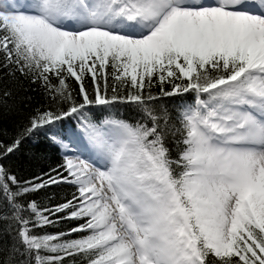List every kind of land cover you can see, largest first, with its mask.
<instances>
[{
  "label": "snow or ice",
  "instance_id": "snow-or-ice-1",
  "mask_svg": "<svg viewBox=\"0 0 264 264\" xmlns=\"http://www.w3.org/2000/svg\"><path fill=\"white\" fill-rule=\"evenodd\" d=\"M5 77L47 104L0 143V264H264V0H0ZM41 130L63 163L24 180L2 161Z\"/></svg>",
  "mask_w": 264,
  "mask_h": 264
},
{
  "label": "trees",
  "instance_id": "trees-1",
  "mask_svg": "<svg viewBox=\"0 0 264 264\" xmlns=\"http://www.w3.org/2000/svg\"><path fill=\"white\" fill-rule=\"evenodd\" d=\"M19 76V73H17ZM76 99L80 96L78 84L74 80H69ZM91 81H88V88L91 90ZM0 88H11L13 91V98L10 99L6 106L0 107V143L5 145L10 144L17 136L18 132L22 130L27 124L29 117L33 114V110L37 107L47 104V100L43 95L42 90L36 84H30L29 81L20 77L19 81L10 83L9 79L5 77L0 82ZM159 89H156L158 91ZM186 100L191 102L193 97L186 95ZM180 97L166 98V103L170 108L180 103ZM89 112L93 119L100 120L108 115V111L103 106H92ZM120 118L135 123L140 114L131 105L119 106ZM62 127L67 130L74 129L76 122L68 120L63 123ZM170 147L173 149V157L176 156L175 144L170 142ZM2 163L11 168L12 172L18 173L24 180L32 179L40 176L43 172L49 171L63 163L62 149L59 145L54 144L49 138L48 133L44 130L36 132L30 138L24 140L18 152L10 155L4 159ZM76 192L74 186L70 184H61L59 186H52L40 190L37 193L30 194L26 200H37L43 205H53L63 203L66 199H71L72 194ZM49 199V197H53ZM82 222V221H81ZM77 221L64 220L56 226H47L43 229H36L38 234L67 231L70 227H74ZM2 227V225H0ZM76 238V234L71 237ZM9 237L4 235L0 240V247H6L9 243ZM46 254V253H45ZM65 264H68V258L65 259Z\"/></svg>",
  "mask_w": 264,
  "mask_h": 264
}]
</instances>
